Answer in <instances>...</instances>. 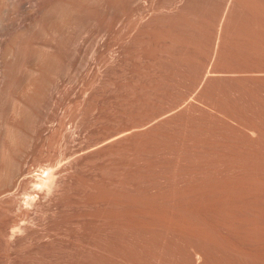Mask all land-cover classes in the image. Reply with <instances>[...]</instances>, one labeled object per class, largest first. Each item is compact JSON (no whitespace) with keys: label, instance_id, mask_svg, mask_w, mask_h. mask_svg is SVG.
Masks as SVG:
<instances>
[{"label":"rangeland","instance_id":"374dc122","mask_svg":"<svg viewBox=\"0 0 264 264\" xmlns=\"http://www.w3.org/2000/svg\"><path fill=\"white\" fill-rule=\"evenodd\" d=\"M98 1L78 6L92 15L91 33L97 34L101 19V25L106 22L105 69L98 71V54L94 53L90 58L93 70L86 81L90 85L80 82L61 90L62 128L51 153L65 168V188L53 200H41V210L31 208L29 218L4 213L0 208V264L189 262L185 236L178 233L184 237L179 241L177 233H168L166 228L167 232L162 231L165 234L160 232L165 224L151 215L158 208L152 211L155 206H132L121 196V200L107 199L98 195L99 188L123 195L136 192L145 194L143 197H159L167 205L182 203L189 210L193 207L194 213L203 204L200 213L205 211L212 217L200 216L205 215L202 219L206 217L211 227L219 221L214 226L221 227L223 233L213 227L218 234L237 241L243 251L263 253L264 183L260 184L258 177L264 182V19L236 0H107L105 5ZM251 1L264 8V0ZM81 107H85L83 115ZM253 126L255 133L250 129ZM225 177L232 178L231 183L241 182L237 187L240 191L233 193L237 197L232 198L236 204L244 202L242 210L239 205L234 207L232 198L225 205L229 209L232 203L235 211L219 206L224 200L221 193L226 196V189L237 184L225 182ZM254 179L259 182L257 189ZM218 185L222 187L219 195ZM244 187L246 193L241 191ZM249 187L255 197L249 194ZM240 192L251 198L243 197V193L240 196ZM237 193L246 200H238ZM229 194L225 198L231 197ZM216 196L220 201L216 199L217 205H213ZM5 200L2 198L0 204ZM225 211L233 218L228 219ZM165 212L166 219L176 218ZM133 216L141 220L134 221ZM142 220L149 229L157 227L150 229L154 236L145 231L148 228L142 230ZM16 224L22 229L16 234L20 233L7 236ZM166 233L173 247H169V239L167 247L162 245L168 238ZM175 234L178 244L175 239L173 242ZM242 238L248 244L254 242L253 247L250 244L249 249ZM162 247L170 250L169 255ZM231 264L238 263L234 260Z\"/></svg>","mask_w":264,"mask_h":264},{"label":"bare ground","instance_id":"6f19581e","mask_svg":"<svg viewBox=\"0 0 264 264\" xmlns=\"http://www.w3.org/2000/svg\"><path fill=\"white\" fill-rule=\"evenodd\" d=\"M236 1L237 3L240 2V4L244 5L249 10H251V12L254 13L257 17L259 18L261 17L264 19V8L260 4L256 2L254 3V1H251V0H236ZM81 2H83L84 4H89L90 0H0V200H2V198L6 199L5 202L2 201V203L3 202L4 203L3 204L1 203L2 205L0 204L2 206L0 208L2 209L4 213H10V214L18 213V215H20V218L21 216L28 217V213L31 208L40 207L39 205L42 204L41 200L43 199L48 200L49 198L51 201L52 197H54L56 193L57 195L58 193L61 194V191H63L64 190L63 188H65V184L63 187V183H62V180L64 179V177H62V174L65 172L64 171L65 168H63L64 166L62 167L61 160H59L58 158H55L51 153L52 150L55 148L58 137L61 134V128H62V125L59 119V105L61 102V90L72 88L73 86H75L77 83H80V82L81 84L84 83V86L90 85L89 84L90 82H86V81L88 79L89 74L93 70V67L91 66L92 63H90L91 55H93L94 53L98 54V63L96 65H97L98 71H100L106 66V59H107L106 54H107V48H108L107 40H106V29H105L106 22H105V26H104V23L103 25H101L102 24V19H101V24H100L101 26L99 25L100 28L97 27V30L99 28L97 34L93 32L91 33L92 29L90 30V27L92 26L91 25L92 20H90V18H92V15L90 14L89 10H88L89 13L84 11L86 10L84 8H83L84 10L83 9L80 10L78 4H81ZM91 3H92V0H91ZM98 3H100L101 5H105L107 3V0H99ZM90 5L92 6V4ZM100 17L102 18L103 16L100 15ZM89 22H91V24ZM119 34L121 35V33ZM221 35L222 34H220V36L218 35L219 40H221L222 38ZM81 105L82 104H80V106ZM88 105H92V103H89ZM81 108H82V115H83V113H85L84 111L85 107L84 108L81 107ZM250 129L251 131L253 130L254 133L257 130L255 126H253V128L250 127ZM243 174L244 172L242 173V175ZM227 179L228 178H226L225 182L231 183L232 178H231V181L229 179H228L229 181H227ZM261 179H262L261 177L260 178L258 177V181L262 182L260 184H263L264 182ZM245 180H247V178ZM255 180L256 179H254V181ZM64 181L66 182L65 179ZM222 181H224V178ZM258 181L257 183L256 181L254 182L256 183L255 184L256 186L253 183H251L253 184L254 187H256L254 189L258 188V184H259ZM208 182L210 181H207L206 183ZM227 183H225V186L224 185L222 186H224L223 187L224 191L227 190L226 192L230 193L229 195H231V197L229 196V198H225L226 196L228 197V193H226V196L224 195L225 192L221 193V189H220L222 188L221 186L219 185L216 186V188L218 187L217 188L218 190L220 189V192L217 191L218 195L220 193L223 194L222 198L221 196H218V195L217 196L220 197L221 199H223L224 197V200H223L224 204L222 203V200H221V202L219 203L220 207L221 205L222 207L225 204L227 205L226 200L227 199L230 200L232 197H234L235 195L233 193H236L237 190L240 191V189L237 187H240L241 182L239 183L238 181L236 182L237 184H239V186H237V184L235 185L231 183L233 184V186L234 185L236 186L233 188L230 187L231 185L229 186L230 184L229 183L227 187L229 186L230 188L229 189L227 188L225 190ZM209 185H207L206 187H208ZM211 185L210 187L212 188ZM245 185L243 184V186ZM263 187L262 189H264ZM212 189H215V188H212ZM249 189H252V188L249 187L248 191ZM99 190H100L99 191L100 193H98V195L100 194L103 197L105 196L106 198L109 197L110 200H112L111 198H113L114 200L115 199L121 200V198H119L121 196L123 197V199L125 197L128 203H130V205L132 206L137 205V207H141V205L144 204L145 206L146 205H151V207L155 206V207H152V209L158 208L157 211H155L156 209L152 210V211H155L153 212L154 215L151 209L150 211L152 213L151 215L154 216V220L156 219L158 221H163L159 223L165 224L164 227H162V225L164 224L162 225L160 224L162 227V229H160L161 227L159 228L160 232L168 231V233H171V234L179 233L181 235L183 234L182 236H185V239H184V237L180 238L179 234H178V237L175 234L174 236H172V238L173 240L174 239L176 240V242L175 240L173 242L177 244L179 242H177V239L174 238L175 236L179 238V241L181 239H184L187 241L186 244H187L188 250L186 249L187 247L185 248L186 250L184 249V247H182V245L184 246L185 244V243H182L184 242V240H182L181 242L182 245L181 244L178 245V246L181 245L179 247L180 249L177 247L173 248L175 250H178V249L181 250V247H182V249L186 251L185 255L188 257L186 258L189 261L187 264L189 263L190 264H223V261H225L224 264H231V262H233L234 260L237 261L238 264L239 263L255 264L257 262H258L257 264H260L259 262H262L264 264V251H263L264 249L263 248H262L263 253H259L258 251H257L258 253L257 252L255 253V250L254 252H247L248 250L243 251L242 249H240L241 248V246H239L240 244L239 243L236 244L237 241L232 242L230 239L227 240L225 236L224 237L221 236L220 234L223 233L220 229L221 227L216 226L221 231V233L218 234L216 229H214L216 228L214 226L216 222L214 223L213 221L214 224L211 223L213 224L212 225L214 227L213 228L209 224L208 222L209 220L205 219L206 217L202 219V217L206 215L205 214L206 212L204 211V209L207 210L205 208V206L207 205L205 204V206H203L204 209L202 208V210L205 213L204 212L200 213L201 212L200 209L203 205L202 203L204 202L201 203L202 204L201 206L199 207L197 206L198 209L199 208L200 209L199 211L195 210V213H194V211L192 210L193 207L191 208L192 210L191 211L188 208L184 207L185 204H182L180 201L179 202L181 203V206L179 203H176L177 204L176 205L172 202H171L172 205L171 203L167 205V203L165 204L164 200L162 199L161 201L159 197L158 198L157 197H146V196L143 197L145 194L141 196L142 194L139 195V194H136V192L132 193L131 191L130 192L132 194L128 193L127 195H123L122 193L120 194V192L119 194H117V193H114L113 191L106 190L105 188H99ZM242 190L245 192V187L244 189L241 188V191ZM246 191H247V188H246ZM256 191H259V189ZM179 192H184V191H179ZM244 192H242L243 195L246 193ZM249 192L248 193L252 195L251 191ZM238 193L236 195L239 196ZM242 193L240 192V196H243ZM207 195L208 197H210L209 196L210 193ZM245 195L243 197L248 198L249 196V199L251 198L250 197L251 195H248V196H245ZM212 196L215 197L213 193L211 194V199H212ZM217 196L215 198V201L216 199L219 200ZM240 196L239 198L241 199H238V200L243 201L245 198L242 199V197ZM194 199H197V198L194 196ZM211 199H210V202H211ZM232 200L235 204L237 203L235 202V199L232 198ZM212 202L210 203V205L212 204ZM138 204H141V205L138 206ZM214 204L217 205V201L216 203H213V205ZM231 204H230V207L232 208L233 205ZM235 204H234V207H237L239 205L241 206L240 208L241 210H242V206L243 207L245 206L244 202H242L241 205L240 203L236 205ZM228 207L229 205L225 209H228ZM234 207L232 209H234ZM252 207L254 206L252 205ZM162 208H164L168 214L170 212V215L171 213L172 215H175L176 218L169 216L168 219H166L168 215L164 214L166 212L165 210H162ZM210 208L212 210L211 206ZM244 208H243V211H244ZM240 209L237 208L236 211L237 210L239 211ZM228 211H225V213ZM132 212L134 211L132 210ZM198 212L199 214H197ZM134 213H136V211ZM134 213L132 214L134 215ZM159 213H161V215ZM217 213L219 214V216L222 215L220 214L221 212H217ZM29 214H32V213H29ZM200 214H205V215L200 216ZM226 214H227L226 217L230 219L229 217H231L232 214L229 212ZM229 214L231 215L228 217ZM210 215L209 216L206 215V216L212 217ZM130 216L132 217V215ZM135 216H138V215L135 214ZM140 217H142V214ZM133 218H134V221L136 218H137V221L141 220V218L138 219V217L133 216ZM221 218H222L221 221L225 220L223 219L224 217H221ZM154 220L152 221L153 223L155 222ZM234 220L236 222L239 221V220L237 221V219H234ZM143 222L145 221L142 220L141 224H143ZM227 222L229 221L227 220ZM146 223H147V220H146ZM229 223L231 227L232 226L231 222ZM144 224H143L144 229H142L143 231L146 228H148L146 227L147 225L149 226V224H146V226ZM218 224H220L219 221L215 225H218ZM17 225L18 224L12 225L10 227V232L7 234V236H14L17 230H22L20 228L21 226L18 227ZM137 226L135 230H137L138 228ZM228 226L229 225H227V227ZM240 227L238 226L236 229ZM153 228L156 229L157 227L153 226ZM153 228L151 227L150 229L153 231ZM164 228H166L167 231L166 229L164 230ZM234 228H235V225H234ZM150 229L145 230V231L150 232ZM222 229H223V226H222ZM228 229L229 228H227L226 231ZM241 229L242 231L245 230V229L243 230V225ZM253 229H254V226H253ZM255 229H257V227ZM251 231L253 230H250V232ZM18 233L20 232L18 231ZM240 233H238L239 234L238 236L241 237ZM17 234L15 236H17ZM150 234L153 235V233L151 232ZM162 234H165V233L162 232ZM227 234L229 235V233ZM7 236L5 235L6 238ZM157 236L159 235H156L155 237ZM169 237L170 236H168V238H164L166 240L162 239L164 240V244L162 245H165L167 239H169L170 241L171 238ZM241 240L243 242L246 241V240L244 241L243 238ZM250 240L251 239H249V241ZM247 242L248 241H246V243ZM250 244L252 245L254 244V242L253 243L250 242ZM250 244H248V247ZM167 245L168 243H166L165 246L167 247ZM262 246L264 247V245ZM169 247H173L172 242ZM242 248L244 249L245 247L243 246ZM162 249H165V251L167 249L168 251V248L162 247ZM169 251L167 252V255H169L170 253ZM181 251L183 252V250ZM218 252H220L221 254L219 253L220 255H217ZM222 253L224 255H222ZM218 256L220 257L227 256L229 258L225 259L226 258L225 257L224 260L223 258L221 260V258ZM226 260L231 261V262L226 263L227 262Z\"/></svg>","mask_w":264,"mask_h":264}]
</instances>
